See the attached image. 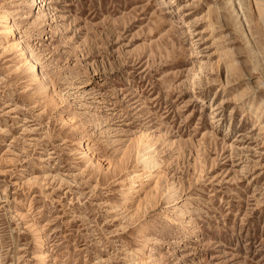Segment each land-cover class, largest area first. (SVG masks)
<instances>
[{"label":"rangeland","instance_id":"obj_1","mask_svg":"<svg viewBox=\"0 0 264 264\" xmlns=\"http://www.w3.org/2000/svg\"><path fill=\"white\" fill-rule=\"evenodd\" d=\"M42 1L0 0V264H264V0Z\"/></svg>","mask_w":264,"mask_h":264},{"label":"bare ground","instance_id":"obj_2","mask_svg":"<svg viewBox=\"0 0 264 264\" xmlns=\"http://www.w3.org/2000/svg\"><path fill=\"white\" fill-rule=\"evenodd\" d=\"M259 1L261 0H255L257 4ZM38 4H39V7L44 5L42 0L41 1L39 0ZM28 13L29 12H26V14L24 13L23 15H21V18H23L24 15L26 17ZM10 19L11 17H10L9 10L2 9L0 11V35H1V38L5 41V45L2 46L4 50H9V49L12 50L14 48L16 49L20 45V43L15 40L16 31L18 30V26L14 21H11ZM21 50H22V54H27L29 62L31 63L32 67L35 69V64L37 62H35L34 59L30 57L31 55L29 52V48L26 45L22 44ZM79 146L84 149L82 151V154H83L82 156L91 159V162L98 169L109 171L112 168V164L110 163L103 164L99 157L93 156L91 149L86 145V143L85 144L80 143ZM147 148L148 146L145 143L144 139L140 138L136 146V150H137L136 158L138 162L141 163V165L147 169V171L129 172L132 178L131 180L135 182V185L128 187V192H130L129 196L131 195V197L138 198L139 196L138 193L140 192L144 193L143 197L137 200V204H136V207L132 215L136 214L139 210L149 207V205H151L153 202V201L151 202V199L153 198L155 200L154 196H156V194L159 193V188H160L159 181H160L161 175L156 169H153L154 162L152 161V159L148 157L149 152L147 151ZM123 163H124V159L120 160L119 164L122 165ZM122 181H124V179H122ZM149 182H152L153 185L150 186ZM44 256L40 255V258L44 259L43 258Z\"/></svg>","mask_w":264,"mask_h":264}]
</instances>
